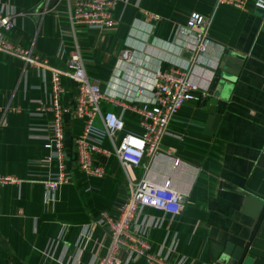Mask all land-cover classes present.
Returning <instances> with one entry per match:
<instances>
[{"label":"crops","instance_id":"1","mask_svg":"<svg viewBox=\"0 0 264 264\" xmlns=\"http://www.w3.org/2000/svg\"><path fill=\"white\" fill-rule=\"evenodd\" d=\"M0 0V12L34 11L13 17L7 38L30 45L32 54L64 68L74 46L83 69L108 98L101 111L121 115L125 131L138 130L137 114L111 99L141 103L151 99L152 73L189 66L200 90L207 91L213 70L224 51L240 59L230 87L217 97L212 115L207 93L184 101L168 123L155 155L130 167L134 179L163 184L181 195L182 209L174 215L153 207L140 209L132 228L150 243V250L169 264H227L226 244H244L237 264H264V11L248 2L239 9L215 0H116L110 9L116 23L100 28L70 26L64 0ZM142 10L156 13L152 20ZM209 18L207 48L191 62V35L185 23L190 12ZM130 55L125 61L119 52ZM49 69L35 67L0 51V174L17 183L0 185V264H93L109 246L106 224L128 194L124 172L113 155L100 161V176L82 173L74 163V140L81 119L62 116L65 165L69 181L52 198L42 179L58 167L45 160V124ZM62 106L70 108L75 83L60 77ZM216 116V117H215ZM93 125L101 129L99 117ZM117 133L113 142L117 141ZM102 136L100 146L111 150ZM99 162V160H98ZM121 259L127 251L118 249ZM226 256V257H225ZM127 264H147L142 257Z\"/></svg>","mask_w":264,"mask_h":264},{"label":"built area","instance_id":"2","mask_svg":"<svg viewBox=\"0 0 264 264\" xmlns=\"http://www.w3.org/2000/svg\"><path fill=\"white\" fill-rule=\"evenodd\" d=\"M67 7V21L70 26L83 24L100 28L111 27L116 23L110 9L116 0H64ZM248 1L264 11V0H215L214 4H227L239 9L245 7ZM47 5L34 11H10L0 12V51L15 56L23 63L44 67L50 73L49 100L45 105H38V109H47L51 112L50 121L44 125L46 131L43 137V147L48 153L45 160L54 159L57 169L49 172L42 179L44 188L49 198L53 191L61 184L69 181V168L65 165L67 151L63 141V120L65 113L82 120V130L74 140V163L82 172L88 175L100 176L103 173L101 159L113 155L121 166L128 186V194L118 207V214L113 219L105 212H100L97 223L106 224L109 230V246L107 251L98 256L93 264H127L130 259L142 257L147 264H169L157 253L150 250V243L142 236L134 232L132 223L141 208L153 207L171 215L177 214L183 207L181 195L172 189L167 182L163 184L146 181L143 177L136 180L130 173L132 165L139 164L142 158L151 159L158 150V146L164 136L168 123L180 105L189 99L199 100L206 94L200 90L198 84L191 77L189 66H174L163 69L156 66L152 73L151 99L141 103H124L111 99L123 109H129L137 114L138 130L124 131L116 141L114 134L124 130V121L121 115L111 111H101L99 102L108 98L100 90L96 82L90 81L83 69L82 56L77 46H74L67 59L64 68H56L32 54L30 45H22L7 38L5 33L13 25V17L20 15H39L46 11ZM142 12L152 20H158L156 13L146 10ZM209 18L192 11L186 19V29L191 35L192 44L191 62L199 59V55L207 48V31ZM120 58L129 60L126 49L119 52ZM68 77L75 83V96L73 105L68 108L60 103L63 87L60 77ZM96 117L101 119L102 128L93 125ZM106 136L112 143V149L108 150L100 146V139ZM99 160V162H98ZM19 180L12 175L0 174V185L5 183H17ZM127 251V257L121 259L118 249Z\"/></svg>","mask_w":264,"mask_h":264},{"label":"water","instance_id":"3","mask_svg":"<svg viewBox=\"0 0 264 264\" xmlns=\"http://www.w3.org/2000/svg\"><path fill=\"white\" fill-rule=\"evenodd\" d=\"M55 1L56 0H49L48 7L50 8L55 3ZM240 63V59L236 58L235 56L228 55L227 51H224L221 54L220 60L213 70V75L206 91L207 95H209L208 109L212 115L215 111L217 97L222 98V92L230 87L234 78L238 74ZM245 245L246 244L238 247L233 246L230 248V245L226 244L224 253L228 255V257L225 256L226 260H228L227 264H237L236 262L243 258Z\"/></svg>","mask_w":264,"mask_h":264},{"label":"rangeland","instance_id":"4","mask_svg":"<svg viewBox=\"0 0 264 264\" xmlns=\"http://www.w3.org/2000/svg\"><path fill=\"white\" fill-rule=\"evenodd\" d=\"M248 2H250L251 3V1H248ZM247 2V3H248ZM31 16V15H30ZM137 121H138V119H137ZM126 130V129H125ZM125 130H122V131H119V134L117 133V140H118V138H119V136L125 131ZM109 148L111 149V146L109 145ZM82 173H84V172H82Z\"/></svg>","mask_w":264,"mask_h":264}]
</instances>
